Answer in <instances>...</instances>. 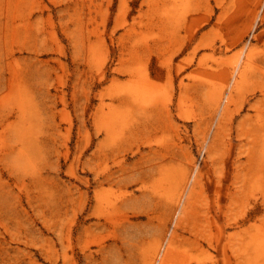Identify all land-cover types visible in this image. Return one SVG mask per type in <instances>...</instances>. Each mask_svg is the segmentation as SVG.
Segmentation results:
<instances>
[{"label": "rangeland", "instance_id": "1", "mask_svg": "<svg viewBox=\"0 0 264 264\" xmlns=\"http://www.w3.org/2000/svg\"><path fill=\"white\" fill-rule=\"evenodd\" d=\"M0 264H264V0H0Z\"/></svg>", "mask_w": 264, "mask_h": 264}]
</instances>
